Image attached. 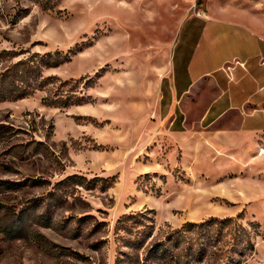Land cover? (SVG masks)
I'll return each mask as SVG.
<instances>
[{
	"label": "rangeland",
	"instance_id": "obj_1",
	"mask_svg": "<svg viewBox=\"0 0 264 264\" xmlns=\"http://www.w3.org/2000/svg\"><path fill=\"white\" fill-rule=\"evenodd\" d=\"M203 1L0 0V72L69 58L43 70L42 90L0 102V264H264V158L240 165L243 147L196 150L149 120L169 61L194 50ZM72 175L84 180L56 187ZM210 219L233 223L188 226ZM241 225L253 249L230 253Z\"/></svg>",
	"mask_w": 264,
	"mask_h": 264
},
{
	"label": "crops",
	"instance_id": "obj_2",
	"mask_svg": "<svg viewBox=\"0 0 264 264\" xmlns=\"http://www.w3.org/2000/svg\"><path fill=\"white\" fill-rule=\"evenodd\" d=\"M210 2L191 6L199 38L191 55L184 48L169 61L171 86L149 120L196 150L243 147L248 165L264 158V0Z\"/></svg>",
	"mask_w": 264,
	"mask_h": 264
},
{
	"label": "trees",
	"instance_id": "obj_3",
	"mask_svg": "<svg viewBox=\"0 0 264 264\" xmlns=\"http://www.w3.org/2000/svg\"><path fill=\"white\" fill-rule=\"evenodd\" d=\"M5 54H11V56L14 58L17 57L15 53L5 52ZM59 54V52H56L54 54L49 52L42 55L39 53H35L31 57L20 60L9 68L5 69L3 72H0V102L22 100L33 95L36 91L42 90L46 82V79L43 78L42 75L43 70L56 68L67 62L69 59L68 57L60 59L58 57ZM62 85L65 86L68 85V83L64 82L62 83ZM42 102L47 104L48 106L57 108H68L72 105H81L83 103V101L75 103L70 102L67 99L58 101L57 99L48 98L42 99ZM78 179L84 180V177L79 175L68 176L62 181H59L56 187L68 185ZM93 181L101 182L102 190L104 191L110 189L115 183V179L112 178L96 177L95 179H93ZM52 194L53 192L50 193V196ZM134 219V215H125L122 219L118 220L117 228L119 230L127 231L126 224ZM232 223L233 221L230 219H210L206 223L200 225L190 223L188 226L206 230H211L215 227H218L217 231H222V228H228L232 225ZM239 227V229L237 227H235L234 229L233 243L230 248V253L243 255L246 248L253 249V246L251 245V236L249 232L244 229L242 225ZM184 229V231L190 230L185 227ZM178 233L179 232L177 231L175 234Z\"/></svg>",
	"mask_w": 264,
	"mask_h": 264
},
{
	"label": "built area",
	"instance_id": "obj_4",
	"mask_svg": "<svg viewBox=\"0 0 264 264\" xmlns=\"http://www.w3.org/2000/svg\"><path fill=\"white\" fill-rule=\"evenodd\" d=\"M260 154H264V150L263 149L260 150Z\"/></svg>",
	"mask_w": 264,
	"mask_h": 264
}]
</instances>
